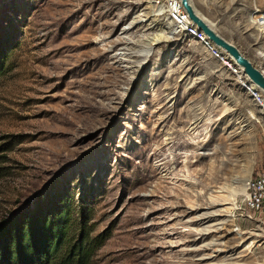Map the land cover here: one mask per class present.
Masks as SVG:
<instances>
[{
  "label": "rangeland",
  "instance_id": "rangeland-1",
  "mask_svg": "<svg viewBox=\"0 0 264 264\" xmlns=\"http://www.w3.org/2000/svg\"><path fill=\"white\" fill-rule=\"evenodd\" d=\"M191 1L264 70V0ZM161 4L0 0V217L80 210L102 240L88 264H264V205L220 189L264 168L257 107L201 44L166 35Z\"/></svg>",
  "mask_w": 264,
  "mask_h": 264
},
{
  "label": "trees",
  "instance_id": "trees-1",
  "mask_svg": "<svg viewBox=\"0 0 264 264\" xmlns=\"http://www.w3.org/2000/svg\"><path fill=\"white\" fill-rule=\"evenodd\" d=\"M38 207L0 217V264H88L102 240L89 236L82 212L71 223L68 205ZM72 226L76 238L67 235Z\"/></svg>",
  "mask_w": 264,
  "mask_h": 264
},
{
  "label": "built area",
  "instance_id": "built-area-1",
  "mask_svg": "<svg viewBox=\"0 0 264 264\" xmlns=\"http://www.w3.org/2000/svg\"><path fill=\"white\" fill-rule=\"evenodd\" d=\"M264 3V2H262ZM162 14L172 26L174 33L184 34L194 42L201 44L209 53L218 59L223 66L237 75L238 82L250 97V100L257 107V116L249 112V116L256 123L262 122L264 130V94L251 84L242 74L240 69L225 55L209 42L205 35L188 19L187 14L180 5L179 0H162ZM251 26L260 35L264 36V4L252 9ZM173 33V34H174ZM264 140V131H263ZM264 205V168L250 175L245 180V193L243 194L242 207L245 211H257Z\"/></svg>",
  "mask_w": 264,
  "mask_h": 264
},
{
  "label": "water",
  "instance_id": "water-1",
  "mask_svg": "<svg viewBox=\"0 0 264 264\" xmlns=\"http://www.w3.org/2000/svg\"><path fill=\"white\" fill-rule=\"evenodd\" d=\"M179 2L188 19L205 35L206 39L224 52L246 79L264 94V70L254 65L233 43L222 37L216 31L213 22L198 12L191 0H179Z\"/></svg>",
  "mask_w": 264,
  "mask_h": 264
},
{
  "label": "bare ground",
  "instance_id": "bare-ground-1",
  "mask_svg": "<svg viewBox=\"0 0 264 264\" xmlns=\"http://www.w3.org/2000/svg\"><path fill=\"white\" fill-rule=\"evenodd\" d=\"M162 10H159V13L161 12ZM202 15V14H201ZM207 19V18H206ZM208 20V19H207ZM166 29L168 30L166 32V35H169V34H172L174 31H173V27L172 26H167ZM165 35V36H166ZM237 76V75H236ZM235 183H240V180L238 182H236V180H232L231 182H229V184L224 187H221L220 189L221 190H226L227 193L229 194V200L232 201L233 203L235 202L236 200V196L238 194H244L245 193V182L243 183L242 187L240 189H236L235 187H232V184H235ZM211 204V203H210Z\"/></svg>",
  "mask_w": 264,
  "mask_h": 264
}]
</instances>
